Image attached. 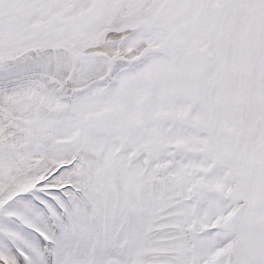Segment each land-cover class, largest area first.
<instances>
[{"label":"snow or ice","instance_id":"snow-or-ice-1","mask_svg":"<svg viewBox=\"0 0 264 264\" xmlns=\"http://www.w3.org/2000/svg\"><path fill=\"white\" fill-rule=\"evenodd\" d=\"M0 264H264V0H0Z\"/></svg>","mask_w":264,"mask_h":264}]
</instances>
